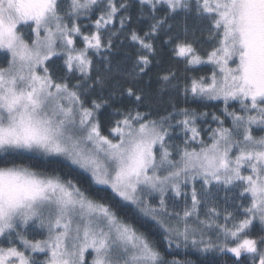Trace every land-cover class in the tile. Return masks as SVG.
<instances>
[{
  "label": "snow or ice",
  "instance_id": "snow-or-ice-1",
  "mask_svg": "<svg viewBox=\"0 0 264 264\" xmlns=\"http://www.w3.org/2000/svg\"><path fill=\"white\" fill-rule=\"evenodd\" d=\"M191 252L264 264V0H0V264Z\"/></svg>",
  "mask_w": 264,
  "mask_h": 264
},
{
  "label": "trees",
  "instance_id": "trees-1",
  "mask_svg": "<svg viewBox=\"0 0 264 264\" xmlns=\"http://www.w3.org/2000/svg\"><path fill=\"white\" fill-rule=\"evenodd\" d=\"M70 168H71V171H69ZM59 171L62 174H69L75 177L77 180H80L82 186L87 188L91 192V194H93L94 196H97L98 198L105 197L106 201L108 202L118 201V198H114L112 196L110 190H107V189L97 190L95 187L89 188L88 178L86 174L79 171L78 169H75L74 167L70 165H67L66 162H61ZM118 211L125 219L132 221L133 223H136L137 227H141L142 230H146L142 226V222L140 221L138 213H136L131 208V206H126V205L121 204L120 207L118 208ZM178 256L182 257L184 256V253L181 251L178 253ZM169 258H171V256H169ZM188 258L195 261V264H222V261L224 259H230L229 257H222L214 253L201 254V253H196V252L188 253Z\"/></svg>",
  "mask_w": 264,
  "mask_h": 264
},
{
  "label": "rangeland",
  "instance_id": "rangeland-1",
  "mask_svg": "<svg viewBox=\"0 0 264 264\" xmlns=\"http://www.w3.org/2000/svg\"><path fill=\"white\" fill-rule=\"evenodd\" d=\"M76 169V168H75ZM79 170V169H78ZM80 171V170H79ZM82 172V171H81ZM85 174V173H84ZM107 190H110V189H107Z\"/></svg>",
  "mask_w": 264,
  "mask_h": 264
}]
</instances>
